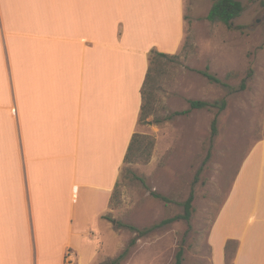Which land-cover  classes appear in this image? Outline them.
Returning <instances> with one entry per match:
<instances>
[{
	"label": "crops",
	"instance_id": "0c3cea01",
	"mask_svg": "<svg viewBox=\"0 0 264 264\" xmlns=\"http://www.w3.org/2000/svg\"><path fill=\"white\" fill-rule=\"evenodd\" d=\"M185 11L186 0H0V264H97L121 250L104 216L151 51H179ZM252 158L211 226L213 264H227L229 240L232 264H264V164Z\"/></svg>",
	"mask_w": 264,
	"mask_h": 264
},
{
	"label": "rangeland",
	"instance_id": "374dc122",
	"mask_svg": "<svg viewBox=\"0 0 264 264\" xmlns=\"http://www.w3.org/2000/svg\"><path fill=\"white\" fill-rule=\"evenodd\" d=\"M240 1L244 10L229 27L208 20L213 0H186L185 39L179 51L169 53L179 57L161 60L162 73L150 86L154 113L139 120L137 132L155 137L151 157L125 162L118 177L120 200L109 212L126 225L152 229L130 246L137 232L113 222L122 248L104 251L113 256L97 264L125 248L129 253L119 264H175L180 247L183 264H213L209 233L221 204L252 151L251 169L264 164V0ZM204 70L222 82L211 81ZM191 99L219 104L224 99L226 107L191 109ZM192 191L190 222L154 227L184 213ZM233 253L234 247L228 264Z\"/></svg>",
	"mask_w": 264,
	"mask_h": 264
},
{
	"label": "trees",
	"instance_id": "16d2710c",
	"mask_svg": "<svg viewBox=\"0 0 264 264\" xmlns=\"http://www.w3.org/2000/svg\"><path fill=\"white\" fill-rule=\"evenodd\" d=\"M244 10V6L240 0H213V4L207 14L208 20H210L213 23L222 22L227 24L229 27H233L232 21L239 17ZM152 57H151V63L149 70L146 75V79L143 85L142 94H143V104L141 107V113L139 120L145 119L149 115L154 113L153 107H154V93L150 86L153 85V83L157 80L159 77L158 75H161L162 73V64L161 60L163 58L174 60L179 57L177 54H169L165 52H161L158 50H152ZM207 78H209L211 81L214 82H222V80L217 77L216 75L212 74L208 70L201 71ZM244 86V83H243ZM190 108L194 109H201V108H215L219 107L218 109H224L226 107V100H222L221 104L218 103V101L210 102L208 100H201V99H191L190 100ZM188 111V110H187ZM159 121V120H157ZM217 122L218 118L217 115L213 119L212 122V133L215 135L217 133ZM155 144V137L152 135H146L141 133H134L129 147L128 151L125 156V162H133V161H148L151 157V153L153 150ZM209 157V154H208ZM119 190H118V181L114 188L112 197H111V204L114 205L115 202H119ZM194 192L192 191L190 196L187 198V200L183 203L184 205V213L178 214L174 217L167 218L162 220L160 223L155 224L154 227H160L162 225H165L171 221L178 220V219H185L188 222H190L193 211H194ZM105 218L114 221L117 223L118 226H125L130 227L131 229L135 230L136 236L131 239L130 246H133L136 241L149 233L152 228H136L132 225H126L121 221L115 220L110 214H106L104 216ZM234 247V251L237 247V242L233 240H229L226 244V254H227V264L230 258V251L231 248ZM129 253V248H125L116 258L112 259L110 262L106 264H119L122 260H124ZM233 259V256H232ZM184 262V248L180 247L176 254V260L175 264H183Z\"/></svg>",
	"mask_w": 264,
	"mask_h": 264
},
{
	"label": "built area",
	"instance_id": "2783aa9c",
	"mask_svg": "<svg viewBox=\"0 0 264 264\" xmlns=\"http://www.w3.org/2000/svg\"><path fill=\"white\" fill-rule=\"evenodd\" d=\"M70 253L67 254V258L64 264H73L71 258L69 257Z\"/></svg>",
	"mask_w": 264,
	"mask_h": 264
}]
</instances>
